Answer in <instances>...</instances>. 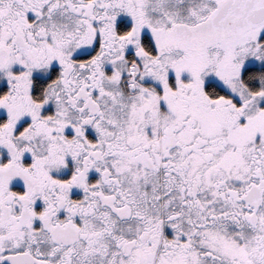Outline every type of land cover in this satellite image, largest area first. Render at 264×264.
Here are the masks:
<instances>
[{
  "label": "snow or ice",
  "instance_id": "obj_1",
  "mask_svg": "<svg viewBox=\"0 0 264 264\" xmlns=\"http://www.w3.org/2000/svg\"><path fill=\"white\" fill-rule=\"evenodd\" d=\"M0 264H264V0H0Z\"/></svg>",
  "mask_w": 264,
  "mask_h": 264
}]
</instances>
